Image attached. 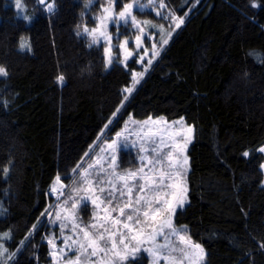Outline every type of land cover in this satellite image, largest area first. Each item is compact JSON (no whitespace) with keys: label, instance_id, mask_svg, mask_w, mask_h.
Here are the masks:
<instances>
[{"label":"trees","instance_id":"trees-1","mask_svg":"<svg viewBox=\"0 0 264 264\" xmlns=\"http://www.w3.org/2000/svg\"><path fill=\"white\" fill-rule=\"evenodd\" d=\"M13 1L0 0V64L10 73L0 78V101H8L0 103V202L7 209L0 232L13 230L10 251L50 204L44 193L52 178L57 171L71 177L130 80L118 62L104 69L101 46L89 48L86 37H77L85 0H56L53 16L33 0H23L18 15ZM168 2L179 8L190 0ZM258 3L254 9L250 0H199L111 131L128 113L135 120L183 116L195 125L188 151L190 206L176 223L203 244L207 264H264L263 154L256 151L264 145V0ZM24 14L35 18L26 23ZM21 41L30 43V52L19 51ZM60 74L63 83L56 80ZM42 237L40 229L19 264L51 263ZM140 256L134 264H149Z\"/></svg>","mask_w":264,"mask_h":264},{"label":"snow or ice","instance_id":"snow-or-ice-1","mask_svg":"<svg viewBox=\"0 0 264 264\" xmlns=\"http://www.w3.org/2000/svg\"><path fill=\"white\" fill-rule=\"evenodd\" d=\"M94 3L95 0H85L82 19ZM198 4L199 0H190L178 8L169 7L168 0H127L121 6V0H104L99 12L92 17L94 27L89 28L87 23L76 26L77 37H86L89 48L103 44L104 69L108 70L118 61L130 73V80L98 133L97 141L88 146L89 151L70 169V183H64L69 179V172L57 171L52 178L44 195L54 197L55 203L46 205L40 212L15 251L6 247V242L13 239V230L0 232V264H19L17 257L42 227L53 228L51 232L46 230L42 237V242L48 245L51 264H134L141 259V252L147 254L150 264H207L203 244L192 239L186 225L176 223L179 214L190 206L188 151L195 139V125L187 123L183 116L168 121L163 116L149 115L144 121H136L133 114L128 113L124 126L114 135H108L134 99L145 75L162 59L170 41L186 26L192 9ZM36 6L49 16L57 10L56 0H37ZM260 6L258 0H250V7ZM183 7L188 10L178 15ZM16 9L19 15L21 0H16ZM137 11L154 13L160 22L140 20L135 15ZM34 18L35 14L22 16L26 23ZM110 26H115V33L110 31ZM121 26L135 32L134 38L121 39ZM25 50L31 51L30 43L21 41L19 51ZM133 61L142 70L131 68ZM9 75L7 66L0 64V77ZM56 80L63 83L65 76L60 74ZM0 103L7 105L8 101ZM101 140L104 146L93 156L94 146H99ZM256 151L264 153V145ZM124 154L132 157L128 161L130 165L138 166L123 168ZM242 155L248 158L251 153L245 150ZM86 158L92 160L87 167ZM13 163L9 161L2 169L5 180L10 178ZM259 168L264 171V162ZM260 183L264 186V180ZM5 191L7 194L9 190ZM89 204L92 212L85 223L81 214L87 211ZM6 212L0 202V216ZM259 248L264 250V239L259 242ZM36 249L37 245H33V250ZM35 258L39 260L38 255Z\"/></svg>","mask_w":264,"mask_h":264},{"label":"rangeland","instance_id":"rangeland-1","mask_svg":"<svg viewBox=\"0 0 264 264\" xmlns=\"http://www.w3.org/2000/svg\"><path fill=\"white\" fill-rule=\"evenodd\" d=\"M32 2H33L34 4H36V3H37V0H33ZM103 2H104V0H95V3L93 4V6H92V7L86 12L85 16L83 17V22H82V24H83V23H87V25H88L89 28H92V27L95 26V20H93L92 17H93L94 15H96V14L99 12L100 4L103 3ZM124 2H127V0H121V6H122V4H123ZM141 2H146V0H141ZM24 4H25V2H24L23 0H21V10H20L21 14H23V12H24V11H23V5H24ZM13 5H15V8H16V0L13 1ZM83 11H84V10H83ZM116 11L118 12V11H119V8H117ZM135 15H136L137 18L140 19V20L148 19V20H153L154 22H160V21L157 20V18L155 17L154 13H151V14H150L149 11H145L144 13H140L139 11H137V12H135ZM89 19L91 20V23H88V20H89ZM128 27L130 28L131 25L129 24ZM110 31H112L113 33H115V32H116V28H115V26H110ZM120 32H121V39H123L125 36H128L129 38H134V35H135V32H133V31H128V30L125 29L123 26H121V28H120ZM87 41H88V39H87ZM114 43L118 44L119 41H114ZM95 46H101V48H102V50H103V44H102V43L99 44V45H95ZM149 46H150V45H149ZM130 47H134V45H130ZM115 54H116V55L119 54V49H118V48L115 49ZM117 62H118V61H117ZM132 63L136 66L134 69H136L137 71L142 70L141 67H140L139 65H136V64L134 63V61H133ZM0 78H1V77H0ZM127 119H128V117H127L125 120H127ZM125 120H124V121H125ZM144 120H145V119H143V120H136V121H144ZM176 120H177V119H176ZM124 121H123V123L121 124V126L119 127V129H120L121 127L124 126ZM119 129H118V130H119ZM118 130H116V131H118ZM114 133H115V132H114ZM114 133L111 134V132H110V133H108V135H109V136H112V135H114ZM96 141H97V139H96ZM98 145H99V146H94L95 150L92 152V155H93V156L97 155V154L100 152L101 147L104 146V142H103L102 140H101V141H98ZM88 151H89V149H88ZM122 152H126V153H127V150L122 149ZM262 154H263V161H262V162H264V153H262ZM133 156H134V153H133ZM130 159H132V157L126 154V157H125L124 162H123V164H122V167H123V168L136 167V166H138V165H130V164L128 163V161H129ZM89 163H92V160L86 158V160L84 161V165H85V167H87V164H89ZM261 171H262V170H261ZM262 173H263V180H264V171H262ZM70 179H71V177L69 178V182L65 180L64 183H65L66 185L69 184V183H70ZM54 203H55V198H54V197H50V204H54ZM91 212H92V207H91V205L89 204L87 211L81 214L82 219H83V221H84L85 223H87V222L89 221V218H90V216H91ZM46 220H47V218H45V221H46ZM41 230H42V232H43V236H44L46 230H47L48 232H51V231H53V228H52V227H48L47 229H45V228L42 227ZM55 231H56V233L58 234V233H59V228L56 227V228H55ZM158 239H160V238H158ZM173 240L175 241L176 238L174 237ZM160 242H163V241L161 240ZM177 243H178V241H177ZM141 254L146 255V257H147V259H148V263L150 264V258L147 256V254H145V253H143V252H141ZM141 254H140V255H141ZM50 264H51V263H50Z\"/></svg>","mask_w":264,"mask_h":264}]
</instances>
